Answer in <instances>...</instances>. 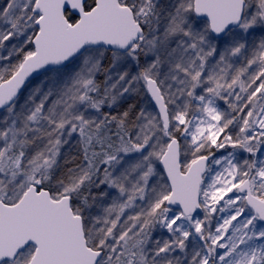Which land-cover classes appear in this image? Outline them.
<instances>
[{"label": "snow or ice", "instance_id": "snow-or-ice-1", "mask_svg": "<svg viewBox=\"0 0 264 264\" xmlns=\"http://www.w3.org/2000/svg\"><path fill=\"white\" fill-rule=\"evenodd\" d=\"M0 264H264V0H0Z\"/></svg>", "mask_w": 264, "mask_h": 264}, {"label": "rangeland", "instance_id": "rangeland-1", "mask_svg": "<svg viewBox=\"0 0 264 264\" xmlns=\"http://www.w3.org/2000/svg\"><path fill=\"white\" fill-rule=\"evenodd\" d=\"M131 103H136V104H140L141 103V99L140 98H134L130 101Z\"/></svg>", "mask_w": 264, "mask_h": 264}]
</instances>
